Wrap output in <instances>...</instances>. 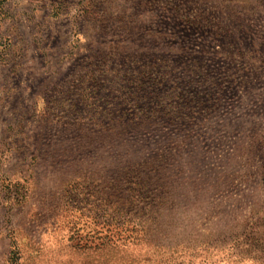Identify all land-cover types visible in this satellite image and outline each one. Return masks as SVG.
<instances>
[{"label": "rangeland", "instance_id": "374dc122", "mask_svg": "<svg viewBox=\"0 0 264 264\" xmlns=\"http://www.w3.org/2000/svg\"><path fill=\"white\" fill-rule=\"evenodd\" d=\"M0 264H264V0H0Z\"/></svg>", "mask_w": 264, "mask_h": 264}, {"label": "trees", "instance_id": "16d2710c", "mask_svg": "<svg viewBox=\"0 0 264 264\" xmlns=\"http://www.w3.org/2000/svg\"><path fill=\"white\" fill-rule=\"evenodd\" d=\"M105 239H106V241L105 242H103V243H100V245L99 244H95L94 245V247H93V251H94V253H97V254H100L99 252H102L103 251V246L104 245H106V247L107 248H109V247H111L114 243H115V241L112 239V237H111V233L109 234V236H107V237H104ZM104 238H102V239H104ZM101 239V238H100ZM95 260L96 261H99V260H97L96 258H95Z\"/></svg>", "mask_w": 264, "mask_h": 264}]
</instances>
